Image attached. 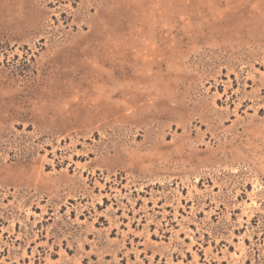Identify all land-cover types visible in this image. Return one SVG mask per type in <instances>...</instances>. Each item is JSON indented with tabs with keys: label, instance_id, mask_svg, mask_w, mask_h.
Masks as SVG:
<instances>
[{
	"label": "rangeland",
	"instance_id": "obj_1",
	"mask_svg": "<svg viewBox=\"0 0 264 264\" xmlns=\"http://www.w3.org/2000/svg\"><path fill=\"white\" fill-rule=\"evenodd\" d=\"M0 264H264V0H0Z\"/></svg>",
	"mask_w": 264,
	"mask_h": 264
}]
</instances>
